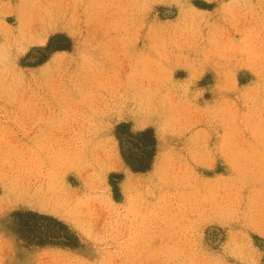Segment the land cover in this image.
Masks as SVG:
<instances>
[{
	"label": "rangeland",
	"instance_id": "obj_1",
	"mask_svg": "<svg viewBox=\"0 0 264 264\" xmlns=\"http://www.w3.org/2000/svg\"><path fill=\"white\" fill-rule=\"evenodd\" d=\"M0 264H264V0H0Z\"/></svg>",
	"mask_w": 264,
	"mask_h": 264
},
{
	"label": "bare ground",
	"instance_id": "obj_2",
	"mask_svg": "<svg viewBox=\"0 0 264 264\" xmlns=\"http://www.w3.org/2000/svg\"><path fill=\"white\" fill-rule=\"evenodd\" d=\"M245 23V22H244ZM41 42V41H40ZM258 45H259V43H258ZM261 45V44H260ZM227 46V45H226ZM263 47V46H262ZM115 79V78H114ZM112 81V80H111ZM73 104V103H72ZM38 176V175H37ZM39 177V176H38ZM38 179V178H37ZM42 179V178H41ZM55 179V178H54ZM38 181V180H37ZM40 181H43V180H40ZM49 180H47V182H48ZM59 181V180H58ZM54 182H55V180H54ZM60 182V181H59ZM35 183V182H34ZM44 184H45V182H43ZM38 185V184H37ZM41 185V184H40ZM39 185V186H40ZM56 185V184H55ZM37 187V186H33V185H31V187L30 186H28V187H26V189H25V191H23V192H26V195H28V197H30V198H32V193H33V196L34 195H37V196H35V198H37L38 200H42L45 204H46V202L47 201H49L50 199H52L53 200V198H55L54 196L55 195H53V193H52V191H50L48 188L50 187V185L48 184V188H46V187H44V186H42V187ZM51 186H52V184H51ZM52 188H53V186H52ZM51 188V189H52ZM56 188H58V187H56ZM63 189H65V188H63ZM53 190V189H52ZM61 192V191H60ZM65 192V191H64ZM59 193V192H58ZM63 194V193H62ZM62 194H60V195H62ZM76 195H77V193H76ZM23 196V195H22ZM65 196V195H64ZM68 197V196H67ZM25 198V197H24ZM58 198V197H57ZM65 198H66V196H65ZM69 198V197H68ZM76 198H78V197H76ZM84 198V197H83ZM36 199V200H37ZM62 199V198H61ZM31 200V199H30ZM52 200H50V203L52 202ZM58 200V199H57ZM69 200H70V198H69ZM68 200V201H69ZM72 200V199H71ZM31 201H33V199L31 200ZM55 201V200H54ZM61 201H63V200H61ZM68 201H66V202H68ZM36 202H39V201H36ZM59 202V201H58ZM74 202V201H73ZM54 203V202H53ZM53 203H51L50 205H52ZM60 203V202H59ZM79 203V202H78ZM97 203V202H96ZM37 204H39V203H37ZM48 204V203H47ZM59 205H61V204H59ZM66 205V204H65ZM53 206H54V204H53ZM56 206H57V204H56ZM76 206V205H75ZM42 207V206H41ZM61 207V206H60ZM68 207H71V206H69L68 205ZM84 207V206H83ZM46 208V207H45ZM56 208H58V207H56ZM50 209V208H49ZM52 209H53V207H52ZM51 209V210H52ZM62 209V208H61ZM64 209V208H63ZM72 209V208H71ZM83 209V208H82ZM60 210V209H59ZM65 210V209H64ZM53 211V210H52ZM56 211V210H55ZM61 211V210H60ZM59 211V212H60ZM63 211V210H62ZM79 212H80V210H79ZM87 213V212H86Z\"/></svg>",
	"mask_w": 264,
	"mask_h": 264
}]
</instances>
